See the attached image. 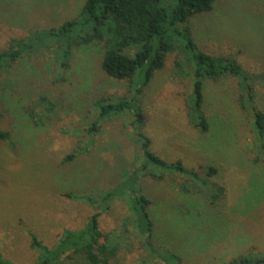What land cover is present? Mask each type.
Returning a JSON list of instances; mask_svg holds the SVG:
<instances>
[{"label": "rangeland", "instance_id": "1", "mask_svg": "<svg viewBox=\"0 0 264 264\" xmlns=\"http://www.w3.org/2000/svg\"><path fill=\"white\" fill-rule=\"evenodd\" d=\"M82 5L83 0H0V51L13 39L61 26L78 16ZM193 26L202 50L232 54L250 73L264 77V0H216L214 10L196 17ZM72 47L65 56L64 43L35 45L2 76L0 129L11 139L0 142V254L16 264H33L38 257L30 232L52 247L65 229L83 227L96 211L66 193L100 197L138 162L132 115L114 116L89 129L98 119L97 102L131 98L138 79L107 75L101 67L103 44ZM254 82L256 104L264 111V81ZM205 94L211 127L203 133L189 119L193 76L180 47L139 93L143 131L153 151L170 162L182 160L202 177L205 167H216L214 179L227 190L216 211L205 196L179 190L185 176L141 179L139 186L165 227L158 241L184 245L181 250L189 258L184 264H222L243 252L264 251V155L246 103L249 95L229 76L208 81ZM70 154L75 157L65 161ZM200 202L211 210V224L187 246L168 229L184 228L179 215L185 212L179 208ZM127 211L126 199H117L101 218L103 229H120ZM140 259L137 251L124 253L116 264H141Z\"/></svg>", "mask_w": 264, "mask_h": 264}, {"label": "trees", "instance_id": "2", "mask_svg": "<svg viewBox=\"0 0 264 264\" xmlns=\"http://www.w3.org/2000/svg\"><path fill=\"white\" fill-rule=\"evenodd\" d=\"M216 0H83L80 14L59 27L39 30L26 38L13 39L8 48L0 51V85L4 72H9L27 53L43 42L64 43V55L72 53L77 45L98 43L104 45L101 63L103 71L119 80L134 81L136 93L131 98L111 99L97 102L98 119L91 125L95 130L100 121L128 113L133 116V127L140 154L138 162L123 172L118 185L104 190L100 197L66 193L70 200L92 205L96 211L87 217L85 225L77 229H65L52 246L44 244L36 234L30 232L31 247L38 251L33 264H116L124 253L141 254V264H184L189 258L182 251L184 245L176 246L158 241L159 233L165 230L155 215L153 201L144 194L139 183L144 177L165 180L170 175L185 176L187 181L179 183L181 192L194 197L203 195L206 204L217 211L226 193V187L215 181L218 169L205 167L206 177L196 169L186 167L182 160L170 162L152 149V139L144 131L145 114L140 104L139 93L147 86L157 71L165 66L167 55L183 49L188 57L193 76V98L189 119L194 127L206 133L211 124L205 112V87L208 81H219L234 77L247 93L253 114V128L264 155V111L255 101V82L264 81L263 76L250 73L230 55H214L200 48L195 39L193 21L196 17L214 10ZM67 64L66 60L62 65ZM245 100L241 96L240 101ZM244 102V103H245ZM245 103V104H246ZM244 104V105H245ZM11 139V133L0 129V142ZM74 154L64 160L71 161ZM214 179V180H213ZM126 199L127 214L121 226L105 231L101 218L108 214L117 199ZM204 205V203H203ZM185 216L184 228L174 227L168 233L180 236L183 244L192 243L198 230L204 229L212 213L200 204L179 208ZM188 231H183L184 229ZM186 260V261H185ZM0 264H16L0 254ZM222 264H264V251L243 252L231 261Z\"/></svg>", "mask_w": 264, "mask_h": 264}]
</instances>
